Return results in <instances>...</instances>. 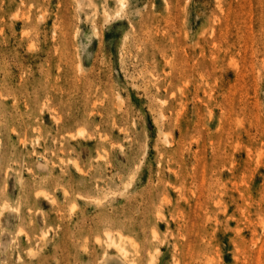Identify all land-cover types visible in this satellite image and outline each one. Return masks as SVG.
Returning <instances> with one entry per match:
<instances>
[{"label":"rangeland","instance_id":"rangeland-1","mask_svg":"<svg viewBox=\"0 0 264 264\" xmlns=\"http://www.w3.org/2000/svg\"><path fill=\"white\" fill-rule=\"evenodd\" d=\"M0 264H264V0H0Z\"/></svg>","mask_w":264,"mask_h":264},{"label":"bare ground","instance_id":"bare-ground-1","mask_svg":"<svg viewBox=\"0 0 264 264\" xmlns=\"http://www.w3.org/2000/svg\"><path fill=\"white\" fill-rule=\"evenodd\" d=\"M114 237H115V236H114ZM119 237H120V236H119ZM108 238H109V240L111 241V243L115 245V247H116V246H117V247H121L120 244L116 242V240L112 239V237L110 236V234L108 235ZM118 242H119V240H118ZM115 247H114V249H115ZM116 249H117V248H116ZM122 250H123V249H122Z\"/></svg>","mask_w":264,"mask_h":264}]
</instances>
